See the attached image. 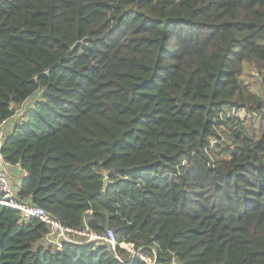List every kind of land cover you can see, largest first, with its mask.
Returning <instances> with one entry per match:
<instances>
[{
  "label": "trees",
  "instance_id": "16d2710c",
  "mask_svg": "<svg viewBox=\"0 0 264 264\" xmlns=\"http://www.w3.org/2000/svg\"><path fill=\"white\" fill-rule=\"evenodd\" d=\"M36 93L19 198L118 245L0 205V264H264V0H0V121Z\"/></svg>",
  "mask_w": 264,
  "mask_h": 264
},
{
  "label": "built area",
  "instance_id": "2783aa9c",
  "mask_svg": "<svg viewBox=\"0 0 264 264\" xmlns=\"http://www.w3.org/2000/svg\"><path fill=\"white\" fill-rule=\"evenodd\" d=\"M24 113L25 110L17 109L12 118L0 121V205L9 206L18 210L21 213V219L25 222H30L36 219L48 226L49 231L44 242L55 249L61 250L66 244H88L90 242L103 240L110 244L112 249L115 250L118 242L116 241L115 234L112 230L109 229L106 236L100 237L88 230L77 231L67 228L56 216L52 215L44 208L31 205L19 198L22 184L17 188L13 185V178L14 169L16 167L20 168V165H13L6 162L2 155V149L9 134L11 123H13V121L17 122L23 120ZM229 115L230 113L228 116ZM22 175L26 177L27 173L22 170ZM81 238H88V240L81 241ZM120 247L125 249L123 244H121Z\"/></svg>",
  "mask_w": 264,
  "mask_h": 264
},
{
  "label": "rangeland",
  "instance_id": "374dc122",
  "mask_svg": "<svg viewBox=\"0 0 264 264\" xmlns=\"http://www.w3.org/2000/svg\"><path fill=\"white\" fill-rule=\"evenodd\" d=\"M249 81H251L252 80V78L251 77H246ZM41 100V93H36L35 95H33V97L30 99V100H28L27 101V104L29 105V106H35L36 105V103L38 102V101H40ZM23 107H26V109H27V106H20L18 109H22ZM245 113L246 112H243L242 114L243 115H245ZM247 118H249V116H246ZM86 240H88V238H85ZM124 247V246H123ZM126 250H128V251H130L132 254H133V256H140V254H139V252H136L134 249H133V246L132 245H127V246H125L124 247ZM148 263H150V264H155V263H153V261H151V260H148Z\"/></svg>",
  "mask_w": 264,
  "mask_h": 264
},
{
  "label": "crops",
  "instance_id": "0c3cea01",
  "mask_svg": "<svg viewBox=\"0 0 264 264\" xmlns=\"http://www.w3.org/2000/svg\"><path fill=\"white\" fill-rule=\"evenodd\" d=\"M23 106L29 107V105L27 104V101L25 102V104ZM22 109L23 110H26V107H23ZM15 123L16 122H14V121H13V123H11V127L9 129V133H11L13 131V128H14ZM24 178L25 177L22 175V169H21V167L20 168L19 167H16L14 169V178H13L14 179V181H13L14 184L13 185H15L17 188H19L20 187L19 185L22 184Z\"/></svg>",
  "mask_w": 264,
  "mask_h": 264
},
{
  "label": "water",
  "instance_id": "95a60500",
  "mask_svg": "<svg viewBox=\"0 0 264 264\" xmlns=\"http://www.w3.org/2000/svg\"><path fill=\"white\" fill-rule=\"evenodd\" d=\"M9 135H10V133L8 134V136H9ZM8 136H7V137H8ZM135 257H136V256H134V258H135ZM134 258H133V259H134Z\"/></svg>",
  "mask_w": 264,
  "mask_h": 264
}]
</instances>
